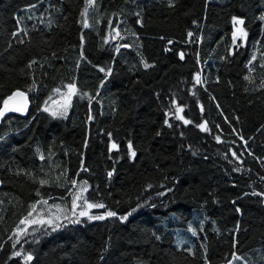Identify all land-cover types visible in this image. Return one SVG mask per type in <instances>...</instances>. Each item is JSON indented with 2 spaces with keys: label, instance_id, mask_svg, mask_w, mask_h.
Listing matches in <instances>:
<instances>
[{
  "label": "trees",
  "instance_id": "1",
  "mask_svg": "<svg viewBox=\"0 0 264 264\" xmlns=\"http://www.w3.org/2000/svg\"><path fill=\"white\" fill-rule=\"evenodd\" d=\"M169 2L0 0V264H264V0Z\"/></svg>",
  "mask_w": 264,
  "mask_h": 264
},
{
  "label": "snow or ice",
  "instance_id": "2",
  "mask_svg": "<svg viewBox=\"0 0 264 264\" xmlns=\"http://www.w3.org/2000/svg\"><path fill=\"white\" fill-rule=\"evenodd\" d=\"M94 6V0H86V4H85V8L82 10L81 12V16L82 17H86L87 15V12H88V9L90 7H93ZM174 4L172 2V0H170L169 2V7H173ZM34 7V6H33ZM233 24H234V27L236 25H243L244 24V21L242 19H239L237 17H233ZM262 20H264V16L261 17ZM84 27H88V23H87V20H84ZM13 35H17V33H13ZM117 35H119V33H117ZM192 33H189V36H191ZM240 35V36H246L247 33L244 31L243 27H240L238 28L236 31L233 32V44L236 45V42H237V36ZM107 43V41H105ZM169 43H171V41H169ZM183 53H181V59H183ZM255 56L253 57V60H255ZM33 63H35V61H33ZM249 63L251 64L252 61H249ZM146 68L149 67V65L147 63H145L144 65ZM29 67H31V64H29ZM262 67H264V65H262ZM101 71H105L103 68L100 69ZM249 71H252V69L250 68ZM245 79H248V77H245ZM195 80H196V83L197 84H200L201 83V78L199 75H197L195 77ZM68 89H69V93L67 94L68 96V100L70 101L71 100V96L76 94V87L74 84H71V85H68L67 86ZM58 91V90H57ZM24 93L23 92H20V91H16V92H13L12 96L8 97V99L4 100L3 104L4 106L2 108H0V118H3L5 116V114L7 112H23L24 109L26 108V103L23 105V106H13V105H10V101L13 100L15 97H24ZM62 107V110L61 111H52L51 112V115L52 116H64L66 115V112H67V107H68V104H64L61 106ZM44 111H49L48 108H44L43 109ZM203 111V109H201ZM177 113H180L183 111L182 108L180 107H177L176 109ZM179 119L183 120L184 124H189L191 123V121H188V120H184L182 116H178ZM89 119L91 120L92 117L89 116ZM165 124H168V121L166 120L165 121ZM169 127H171V125L169 124L168 125ZM198 127L202 130V131H208V128L206 126V123L204 124H200L198 125ZM157 135H159V133H157ZM217 141L219 142L220 141V138L217 136L216 137ZM113 149L117 148V145L115 143L112 144L111 146ZM129 147V153H130V157L131 158H134L136 156V152L132 149V144L129 143L128 145ZM233 155L235 156V153H233ZM41 159H44L43 156L40 157ZM84 171H87V169H83ZM112 172H109L108 173V176L111 177L112 176ZM41 184L45 183V181H40ZM72 185L73 187L75 188L76 185H77V181L76 180H73L72 182ZM87 191V182H83V185L81 186L80 188V191L79 193H76L74 194V197H73V208L75 209L76 207H80V205L77 204V201L81 200V199H84L83 197V193ZM43 203H47V201H43ZM85 205H86V208L87 209H93V208H104L105 205H103L102 203L101 204H93V203H88L86 200L84 201ZM35 205H32V208L33 210L35 209ZM133 211H135V209H133ZM237 211H239V209H237ZM32 213L30 212L29 213V216H31ZM128 215H131V213H129ZM128 215H125V216H119L117 217V213L114 212V211H106L103 215H89L88 214V211H81L79 213V216L81 217H87V219L89 220H105V219H108V218H113V217H117L121 222H124L128 219ZM26 221L25 220H22L21 223H25ZM70 223H80V220L79 218L77 219H72L69 221ZM58 226H61V225H58ZM55 230V229H54ZM191 230V229H190ZM193 235H195V232L193 231ZM157 239H159V237H156ZM15 256H20L21 253L20 252H15L14 253ZM238 259V257H236ZM25 261H31L33 259V257L31 255H27L24 257Z\"/></svg>",
  "mask_w": 264,
  "mask_h": 264
},
{
  "label": "water",
  "instance_id": "3",
  "mask_svg": "<svg viewBox=\"0 0 264 264\" xmlns=\"http://www.w3.org/2000/svg\"><path fill=\"white\" fill-rule=\"evenodd\" d=\"M16 91H20V92H23L21 90H16ZM14 91V92H16ZM24 93V92H23ZM13 94V93H12ZM9 95L8 97L12 96ZM25 94V93H24ZM7 97V99H8ZM10 105H13V106H23L25 103H26V108L24 109L23 112H7L5 114V116L3 118H0V124L5 120L6 117L8 116H13V115H16V116H19V117H26L28 115V110L30 108V103H29V99L27 97V95L25 94L24 97H15L13 100H11L10 102ZM4 106V104L0 107L2 108Z\"/></svg>",
  "mask_w": 264,
  "mask_h": 264
},
{
  "label": "rangeland",
  "instance_id": "4",
  "mask_svg": "<svg viewBox=\"0 0 264 264\" xmlns=\"http://www.w3.org/2000/svg\"><path fill=\"white\" fill-rule=\"evenodd\" d=\"M238 28H240V25H238L237 29H238ZM237 37H240V35H238ZM65 102H66V99L63 101V103H65ZM63 105H64V104H63ZM53 111H57V110H53ZM84 207H85V211L89 210V209L86 208L85 203H84Z\"/></svg>",
  "mask_w": 264,
  "mask_h": 264
}]
</instances>
